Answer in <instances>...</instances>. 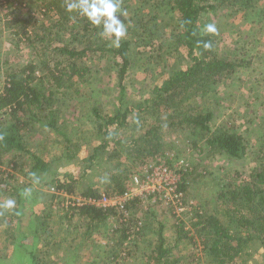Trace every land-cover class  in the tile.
I'll return each mask as SVG.
<instances>
[{
	"label": "trees",
	"instance_id": "obj_1",
	"mask_svg": "<svg viewBox=\"0 0 264 264\" xmlns=\"http://www.w3.org/2000/svg\"><path fill=\"white\" fill-rule=\"evenodd\" d=\"M262 1L122 0V8L127 11V16L121 19H125L128 34L121 40L119 47H113L110 40L99 35L100 28L92 26L77 12H68L65 0H1L5 11L3 17L13 37L17 43H28L34 50V57L24 65L11 66L7 61H0V68L4 69V83L0 87V188L19 193L15 201L17 205L10 212L4 211L2 222L8 224L16 264H59L52 257L61 259L67 254L66 251L74 248L72 242L68 243L67 237L55 241L59 245L67 243L61 258L56 254L60 253L55 252L60 250L51 248L37 252L32 248L28 251L25 243L27 233H32L36 239L41 237L42 231L46 236L49 235L50 215H45L47 212L43 217L34 215V218L27 220L28 225L24 224L27 211H32L38 198L45 195L39 191L43 186L50 190L53 188L46 194L52 201L61 198L62 202L63 196L73 194L96 200L124 195L130 190L134 174L144 175L145 169L141 168L138 172L137 167L145 164L147 159L166 152L167 146L171 144L166 139L167 130L173 128L178 132L182 129L188 134L201 136L212 154L224 153L235 161L245 158L248 142L233 119H226L225 123L217 127L214 123L217 109L227 96L226 91L220 95L222 87L227 84V77L239 68L246 67V64L239 58L241 54L238 51L233 53L234 60L229 61L224 51H219L217 36L204 31L202 20L208 12L214 14L219 9H229L234 20L240 19L245 24H256L263 29ZM40 16L50 19L39 22ZM52 24L67 35L60 38V31L56 35ZM159 39H163L165 53L174 57L173 67L165 70L159 77L162 78L161 81L152 87L148 96L130 102L132 106H127L129 101H125L123 96L127 90L126 80L133 66L131 56L134 49L144 47L145 52H151L154 56L162 48L161 44H155ZM168 39L172 43L165 50L164 41ZM205 42L210 43L211 48L206 49ZM9 50L10 48L7 53ZM253 50L256 52L254 41ZM4 53L0 52V59ZM98 54L112 64L119 87L117 105L110 111L104 103L89 108L88 118L93 124L91 135L87 134L89 137L83 134V137L74 139L71 135H66L65 127L70 125H56L58 123L53 112L47 114L49 121L44 124L40 113L44 108L58 104L61 96L65 97L70 93L84 102L80 88L82 84L89 83L92 72L86 58ZM40 72L41 75L37 74ZM135 111L137 115H145L146 122L149 121L148 117L154 120L145 131L131 139H124L123 130L131 126L129 118ZM6 122H11L22 130L36 124L53 129L63 136L59 142L63 145L62 155L47 156L32 150L28 145L25 146L15 131L11 134L6 132L3 126ZM83 124H87V121ZM76 134L77 131L73 135ZM83 140H87L86 151ZM262 145L263 152L264 141ZM10 150L28 153L33 159L32 166L26 173L30 180V195L25 194L28 189L20 187L19 191V188L14 187L12 175H7L3 169L5 155ZM63 160H81L85 166L78 171L63 170ZM165 161L171 164L174 162L169 158ZM160 162L158 160L156 163ZM260 162L244 178H225L231 181L227 189L222 191L223 186L219 190L221 204L215 207L214 213L193 204L194 209L187 211L194 231L200 236L198 240L202 248L199 252L210 258L211 264H215L214 260L217 264H236L237 258H245V250L252 249L255 241L263 238L264 156ZM95 166L104 167V175L99 183L92 182L89 178ZM34 179L39 182L34 183ZM184 180L186 181V175ZM186 187L184 183L182 188L188 199ZM143 201L140 196L127 201L130 218L117 205L98 206L90 202L78 203L75 200L74 204L66 207V217L69 220L75 216L81 217L87 232L91 234L96 228L106 226L115 217L112 230L117 233V237L111 245L112 250L103 251V254L109 253L107 258H110L119 251L117 256L120 257L116 258H120L121 264H134L129 263V257L133 253L127 249L134 235L145 232L144 222L137 217ZM32 222L35 223L34 229L31 227ZM174 227L175 236L169 240L165 235L164 225L159 221L154 222L153 228L158 238L153 251L149 253L151 257L146 263L137 260L135 264H180V259L173 256L172 250L185 239L191 243L194 241L196 245L198 242L184 224L175 222ZM96 245L107 247L109 244L101 245L98 242ZM33 246H36L35 243ZM44 256H49L50 259L42 260ZM193 256L200 257L195 253ZM9 257L0 253V264H5ZM77 261V253L72 252V257L64 258L60 264H76Z\"/></svg>",
	"mask_w": 264,
	"mask_h": 264
},
{
	"label": "rangeland",
	"instance_id": "obj_2",
	"mask_svg": "<svg viewBox=\"0 0 264 264\" xmlns=\"http://www.w3.org/2000/svg\"><path fill=\"white\" fill-rule=\"evenodd\" d=\"M261 5L264 6V0L261 2ZM229 11V9L227 11L219 9L214 14L208 12L202 22L204 28L207 24L216 25L218 32L215 35L218 39L217 45L219 46V51L223 50L229 61L234 60L233 53L238 51L241 54L239 58L246 64V67L239 68L227 77V84L222 87L223 90L220 93L222 95L226 91L227 96H224L222 104L217 109L214 123L215 127H217L225 123L226 119H233L238 130L245 135L248 142L245 158L235 161L224 153L212 154L208 150L204 138L194 133L188 134L187 131L182 129L178 132L173 128L167 130L166 139L171 144L167 146L166 152L163 155L159 154L151 157L152 160L147 159L145 164L137 167V171L139 172L141 168L143 170L146 169V165L150 161L152 163L150 162L149 165H155L158 160L165 161L167 158L172 161H179L182 167L188 165L190 168L187 166V171L185 172V184L187 186V190H185L187 191L188 200L190 204L194 202V206L196 205L203 210H208L209 213H214L215 207L221 204L219 190L223 186L222 191L227 189V186L230 184L229 181H231L230 179L225 180V178H244L254 165L257 166L258 163H261L260 161L264 156V151H261L264 141V28L260 29L256 24H245L240 19L234 20L233 15H230ZM4 12L0 0V52L2 54L5 52L0 61H7V63H11V66L16 64L18 66L24 65L34 57V50L28 43H17L16 38L13 37L10 32L11 30L5 22ZM49 19V17L40 16L39 22L49 21ZM52 26L53 31L57 35L60 28L54 24ZM64 33V31H60V38H64L67 35ZM253 41L258 53L257 55L253 50ZM171 43L170 39L164 41V49L166 50L167 46L171 45ZM155 44H161L162 48L154 56H152L151 52H145L144 47H136L134 49V54L131 56L133 66L126 80L127 90L125 96H123L125 101H129L127 106H132L130 102L138 101L148 96L151 93L152 87L161 81L162 78L159 77L165 73V70L173 67L174 57L168 55L163 50V39L157 40ZM243 47H245V50ZM8 48L10 50L7 53ZM149 48L146 50L148 51ZM86 61L92 67V72L89 75V83L82 84L80 88L83 91L81 98H83L84 102H81L80 98L75 97L76 95L73 94L74 96H72L70 93H67V96L60 97L61 100L58 104H55L53 107L44 108L40 113V118L44 121V124H47L49 121L47 114L53 112L56 115L55 119L58 123L56 125L60 126L62 123L70 125L65 127V133L67 132L66 135H71V138L83 137V134L87 135L89 133L91 135L93 124H91L88 118L89 108L91 109L93 105L104 103L110 111L117 105L119 99L117 78H115L110 61L100 57L99 54L86 58ZM0 67L2 66L0 65ZM37 74L41 75L42 73ZM3 80L4 69L0 68V87L4 83ZM45 83L49 85L47 80H45ZM148 118L149 121L146 122L145 115L140 116L137 115V111L133 112L129 118L131 126L123 130L124 139H131L142 131H145L154 120V118ZM86 121L87 124L84 125L83 123ZM3 126L8 134L13 133V131L17 135L19 134L18 136L22 138L25 146H30L34 151L42 152V154L52 157H60L62 155L63 145L59 142L62 141L63 136L51 128L46 129L43 125L36 124L22 130L11 122H6ZM75 127L76 129H74ZM66 128L68 129L66 130ZM76 131L77 134L73 135ZM89 135L87 136L89 137ZM83 142V147L86 151L88 148L86 144L87 140H83ZM62 162H64L61 167L63 170L78 171L82 169L81 167L85 166L81 160L70 162L63 160ZM32 163V157L22 151L10 150L5 155L3 169L7 172V175L8 173L12 175V185L19 188V191H21V188L25 190L30 186V180L26 177V173L32 166ZM103 175L104 167L95 166L91 170L89 178H91L92 182H98L99 179L102 180ZM142 177V175L137 174L133 176L130 190L134 196L141 190ZM51 190L44 186L41 187L39 191H42L45 195L38 198L36 204L33 206V210H28L27 216L24 217V224L26 226L29 224H27V220L34 218V215L43 217L45 212H47L45 215H50L48 220L50 226L48 228V236L42 231V238L36 239L33 238L32 233H27L25 243L28 246V251L32 248L36 252L51 248L52 250H60L55 252H59L60 254H56L60 255L61 258V253L65 252V245L67 243L59 245L56 242L61 238L68 237V243L72 242L74 248L66 251L67 254L61 259L52 257L59 264L63 263L64 258H71L72 252L78 255L76 264L120 263V258H116L120 257L117 256L119 251L112 254L110 258H107L109 253L103 254V251L112 250L111 245L116 240L117 233L112 230L115 226L116 218L112 217L106 226L103 225L96 228L92 234L88 233L87 227H85V223L81 217L75 216L70 220L66 217V207H68V204H74L75 200L81 202L84 197H81L79 194H73L63 196L64 201L62 202L60 201L61 198H56L52 201L46 195ZM18 195V192L5 191L0 188V205L8 199L16 201ZM143 202V206L138 211V216H136L139 217L141 222H144L145 232L134 235L133 239L129 241L127 250L133 253L129 257V263L133 262L135 264L137 260H142L143 263L149 261L148 259L151 257L149 253L153 251L158 238L153 228L154 222L157 223L159 221L164 225L165 235L168 236L169 240L174 238V223L178 222V224H184L190 230V234L194 240L198 242L196 245L194 241L191 243L185 239L172 250L173 256L175 255L180 259V264H211L209 262L210 258L199 252L202 248V244L199 245L198 240L200 236L194 231L193 222L188 212L182 213L180 210L171 209L162 203L154 202L151 198H144ZM194 206L192 207L193 209ZM4 211L10 212L11 210L0 207V253L4 256H10L8 260H5V264H16L14 246L10 238L11 233L8 231V224L2 222ZM32 212L33 214H31ZM34 224V222L31 223L33 229L35 227ZM262 235L263 238L260 237L256 240L255 246L252 249L245 250V258H237L236 264H264V234ZM96 242H99L101 245H109L101 247L96 245ZM34 243L36 246L32 247ZM194 253L200 257H194ZM41 259L49 260L50 257L44 256ZM214 261L217 264V261Z\"/></svg>",
	"mask_w": 264,
	"mask_h": 264
},
{
	"label": "built area",
	"instance_id": "obj_3",
	"mask_svg": "<svg viewBox=\"0 0 264 264\" xmlns=\"http://www.w3.org/2000/svg\"><path fill=\"white\" fill-rule=\"evenodd\" d=\"M174 162L171 164L167 161H161L155 165L147 166L144 175H142L141 190L135 196L131 190H127L124 195L103 197L98 200L82 198V201H78V203L90 202L98 206L117 205L125 213L124 215L131 218V212L127 209L126 203L129 199L140 196L143 200L144 198H151L154 202L162 203L171 209L180 210L182 213L190 211L194 202L190 204L182 188L188 165L182 167L179 161ZM188 168L190 167L188 166Z\"/></svg>",
	"mask_w": 264,
	"mask_h": 264
},
{
	"label": "clouds",
	"instance_id": "obj_4",
	"mask_svg": "<svg viewBox=\"0 0 264 264\" xmlns=\"http://www.w3.org/2000/svg\"><path fill=\"white\" fill-rule=\"evenodd\" d=\"M66 10L68 12H77L80 16L85 17L88 22L97 28H100V36L110 40L113 47H119L121 40L126 38L128 29L125 24L127 11L122 8V0H65ZM206 33L216 34L218 29L214 24L205 25ZM211 44L205 42L206 49L211 48ZM35 177V174H32ZM34 179V183H38ZM31 189L26 191L30 195ZM16 202L13 199L6 200L0 207L4 209H14Z\"/></svg>",
	"mask_w": 264,
	"mask_h": 264
}]
</instances>
